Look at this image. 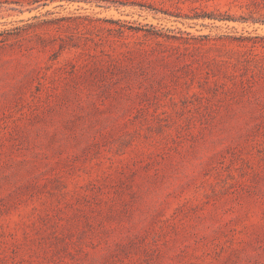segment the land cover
<instances>
[{
    "label": "rangeland",
    "instance_id": "rangeland-1",
    "mask_svg": "<svg viewBox=\"0 0 264 264\" xmlns=\"http://www.w3.org/2000/svg\"><path fill=\"white\" fill-rule=\"evenodd\" d=\"M0 264H264V0H0Z\"/></svg>",
    "mask_w": 264,
    "mask_h": 264
}]
</instances>
